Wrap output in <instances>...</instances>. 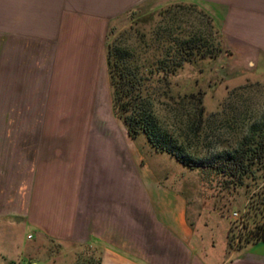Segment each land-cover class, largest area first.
I'll return each mask as SVG.
<instances>
[{"label": "crops", "instance_id": "obj_1", "mask_svg": "<svg viewBox=\"0 0 264 264\" xmlns=\"http://www.w3.org/2000/svg\"><path fill=\"white\" fill-rule=\"evenodd\" d=\"M149 1L0 0V123L40 127L0 145V264H75L73 246L99 264H264V242L226 256L204 241L133 140L59 131L72 111L87 126L110 91V25ZM164 1L205 6L228 70L264 74V0Z\"/></svg>", "mask_w": 264, "mask_h": 264}, {"label": "rangeland", "instance_id": "obj_2", "mask_svg": "<svg viewBox=\"0 0 264 264\" xmlns=\"http://www.w3.org/2000/svg\"><path fill=\"white\" fill-rule=\"evenodd\" d=\"M133 12L124 14L111 23L107 33V46L112 42L121 46H137L141 41L147 43L153 32L164 31L176 25L188 33L196 30L206 32L214 38L216 45L218 25L214 22L215 28L212 31L207 28L201 17L204 13L207 14L205 6L187 3L169 4V1L157 0L145 3ZM207 15L210 17L209 14ZM228 67L221 57L215 60L209 58L196 60L191 64L185 63L173 77L169 78L168 83L159 85L160 92L167 93V96L161 100L168 107L175 106L178 96L190 94L202 96L206 118L205 130L201 132L199 139L191 137L189 139L191 152H198L202 156L234 147L246 134L248 128L264 116V74L234 73L228 70ZM168 96L174 99L171 100ZM95 99L96 109L89 113L87 126L83 125L84 122H79L78 118L81 114L72 111L70 113L76 121L73 123L75 126L62 127L59 131L65 133L68 129L74 135H117L132 140L123 123L113 115L110 91ZM17 111L24 113V110L17 109ZM26 112L33 113L30 110H25ZM158 114L163 120L171 123V114L166 112L164 107L158 109ZM0 119L4 121L7 118L0 115ZM39 129L37 125L0 123V145L5 146L10 142L5 140L8 132L28 134L38 133ZM132 142L140 150L144 162L150 169L187 198L189 219L195 224V228L199 229V233H202L203 240L208 244L214 243L218 247L225 244L228 251L226 256L232 255L235 251L228 248L226 238L230 223H233L234 227L232 235H235L237 239L242 230L238 219L246 214L251 219L254 216V211L252 209L248 211L246 208L248 198L244 190L239 191L235 200L238 209H234L233 212H236L238 216L223 218L218 211H213L214 208L222 205L217 196L219 178L210 173H202L200 170L192 171L184 168L175 158L165 153L155 152L147 144L144 135H140ZM14 152L19 156L27 151L15 146ZM20 158L22 157L19 156ZM261 217H263L262 213L257 215L256 220L260 222L263 219H260ZM71 248L74 250L76 264L77 256L85 255L87 250L80 246ZM90 255L97 258L96 254Z\"/></svg>", "mask_w": 264, "mask_h": 264}, {"label": "trees", "instance_id": "obj_3", "mask_svg": "<svg viewBox=\"0 0 264 264\" xmlns=\"http://www.w3.org/2000/svg\"><path fill=\"white\" fill-rule=\"evenodd\" d=\"M201 17L212 31L215 28L212 18L206 13ZM220 34L217 30L215 45L214 38L206 32L188 33L176 25L153 32L145 44L141 41L137 46H121L112 42L106 50L107 73L113 115L123 123L132 140L144 135L155 152L175 158L184 168L219 178L217 196L222 205L212 208L213 211H218L223 218L231 217L233 210L238 209L236 196L244 190L248 198L246 208L252 209L254 216L251 219L246 214L238 219L242 230L237 239L232 235L234 227L230 223L226 237L228 248L239 252L250 244L264 242V116L248 128L234 147L202 156L191 152L189 143L190 137L199 139L205 130L202 96H178L175 106L168 107L161 100L167 93H161L159 87L161 83H168L185 63L206 58L215 60L225 53ZM161 107L171 114V123L158 114ZM261 213L260 219H263L259 222L256 219ZM99 262V257L94 258L87 251L77 256L76 264Z\"/></svg>", "mask_w": 264, "mask_h": 264}, {"label": "built area", "instance_id": "obj_4", "mask_svg": "<svg viewBox=\"0 0 264 264\" xmlns=\"http://www.w3.org/2000/svg\"><path fill=\"white\" fill-rule=\"evenodd\" d=\"M232 216H238V215H237L236 212H234V213L232 214ZM30 264H34V263H30Z\"/></svg>", "mask_w": 264, "mask_h": 264}, {"label": "water", "instance_id": "obj_5", "mask_svg": "<svg viewBox=\"0 0 264 264\" xmlns=\"http://www.w3.org/2000/svg\"><path fill=\"white\" fill-rule=\"evenodd\" d=\"M20 220H16V222H19Z\"/></svg>", "mask_w": 264, "mask_h": 264}]
</instances>
